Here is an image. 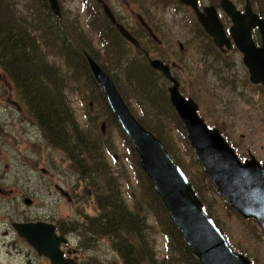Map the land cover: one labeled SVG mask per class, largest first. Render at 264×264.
<instances>
[{
	"label": "rangeland",
	"instance_id": "obj_1",
	"mask_svg": "<svg viewBox=\"0 0 264 264\" xmlns=\"http://www.w3.org/2000/svg\"><path fill=\"white\" fill-rule=\"evenodd\" d=\"M21 1L36 4V0H11L18 9ZM85 1L58 0L65 19L69 21L77 18L83 35L90 38L91 51L95 55L96 52L99 53L96 56L102 60L101 63L109 69L110 74H115L110 57L103 59L106 57V50L102 39H108L109 35H105L104 29L97 28V21L93 23L92 16L84 12L89 7V4L85 5ZM90 1L97 8L100 7L95 0ZM109 1L115 9L120 8L119 0ZM233 1L243 6L245 0ZM250 1L255 11L264 15V0ZM199 3L202 6L212 4L218 8L220 0H200ZM172 6V10L168 8L162 14L159 4L155 5L151 10L155 14L151 13L150 16L153 23L154 20L162 23L167 30L165 33L176 35V45L182 40L188 43L189 58L183 64L185 70L178 71L180 83L187 86L181 91L197 103L200 116L209 126L219 129L240 159L252 154L264 164V87L252 84L245 77L248 72L238 50L217 55L216 48L199 27L192 10L188 12L176 5ZM221 21L224 26L229 25L228 18L222 11ZM102 25L104 26L103 22ZM199 28L202 38L199 37ZM54 60H57L54 54L48 56V61ZM55 64L60 66L62 73V59L59 58ZM221 69L224 70L220 71ZM232 74L234 82L231 84L228 77ZM88 80L83 76L70 79L64 91L66 99L79 126L94 127L102 137V161L108 167L107 171L117 178L119 176L121 196L132 209L137 196L141 197L140 183L136 181L134 168L130 165V159L128 160L130 156L123 143L122 132L114 121L106 119L105 104L100 96L91 93ZM116 80L123 99L134 116L146 119L147 110L142 103V94L136 92L141 101L138 103L136 96L128 95L130 90L121 76H116ZM25 110L27 109L19 94L14 92L10 80L0 69V264H28L27 260L31 264H47L11 227V223L15 221L39 220L59 223L62 231L66 230L71 237V244L79 245L84 257L93 261L91 264H123L113 247L112 239L103 236L91 238L83 225L87 217L99 214L94 197V192L98 191L90 180L80 177L73 170L62 151L47 146L38 127L30 121ZM162 121L167 138L171 141L169 144L173 145L180 165L187 175L200 181L204 198L211 210L210 216L214 218L230 246L236 252L246 255L252 264H264V232L260 230V226L255 220L244 219L235 213L216 192L208 176L201 173V164L195 158L182 127L179 128L178 124L164 115ZM59 187L70 194V201L59 191ZM26 198L30 200L29 204L24 202ZM138 210L142 214V208ZM147 220L148 252L151 253L152 260H161L162 263L159 264H182L173 262L170 257L172 254L167 249L153 216L149 215Z\"/></svg>",
	"mask_w": 264,
	"mask_h": 264
},
{
	"label": "trees",
	"instance_id": "obj_2",
	"mask_svg": "<svg viewBox=\"0 0 264 264\" xmlns=\"http://www.w3.org/2000/svg\"><path fill=\"white\" fill-rule=\"evenodd\" d=\"M61 14L60 18L55 16L48 7L47 0H36L33 5L21 1L20 9L15 8L11 0H0V69L10 80L14 92L19 94L27 109L25 111L28 118L38 127L47 146L62 151L73 170L80 177L90 180L98 191L94 192V197L99 214L87 217L83 224L88 229V234L91 238L103 236L112 239L113 247L123 264H159L162 261H153L151 253L148 252L150 247L147 217L150 215L159 226L173 262L201 264L174 225L149 179L142 172L138 156L126 136L121 134L130 156L128 160L130 159V165L135 171V179L140 183L142 190L141 197L137 196L132 209L121 196L119 176L117 178L107 171L108 167L102 161V137L96 133L94 127L81 128L77 123L64 93L68 81L80 76L89 79L91 93L101 98V90L90 73L85 53L93 56L107 72L109 69L97 57L99 53L96 52V56L91 51L90 38L83 35L77 18L67 21L65 15ZM91 20L93 23L96 20L101 30L105 29V35L110 29H114L103 14L95 13ZM103 44L106 50V57L103 59L110 57L115 70V74L110 75L118 90L121 93L117 75L122 77L130 90L128 95L136 96L138 103L141 101L137 98V93L142 94L147 118L138 121L163 142L169 154L180 165L173 145L169 144L171 141L167 138L162 121L164 115L178 124L179 128L182 127L166 92H154L152 73L145 74L146 77L142 78L139 65L133 66L129 63L130 58L120 47H114L109 38L108 45L105 42ZM113 53L116 55L111 57ZM51 54L57 58L55 63L59 58L62 59V73L60 66L48 61ZM228 81L231 84L234 82L232 75H229ZM104 107L106 119L114 121L120 130L112 112L106 104ZM201 173L206 177L205 173ZM188 178L205 210L210 213L200 181L190 175ZM140 207L142 214L138 210Z\"/></svg>",
	"mask_w": 264,
	"mask_h": 264
},
{
	"label": "water",
	"instance_id": "obj_3",
	"mask_svg": "<svg viewBox=\"0 0 264 264\" xmlns=\"http://www.w3.org/2000/svg\"><path fill=\"white\" fill-rule=\"evenodd\" d=\"M99 2L101 0H98ZM190 6L196 18L213 43L219 48L233 44L242 54V61L249 73V81L264 86V18H259L247 0L244 12L236 10L230 0H221V7L229 17L231 26L226 35L213 6L199 9L197 0H179ZM52 12L60 17L57 0H48ZM108 19L128 40L135 42L117 22L109 7L103 3ZM257 28L261 45L256 46L251 30ZM91 73L105 94L109 107L121 129L132 143L139 156L140 167L151 181L156 194L161 198L174 225L201 264H251L247 256L232 250L222 231L207 215L200 199L178 164L171 158L163 143L144 128L130 112L118 93L110 76L100 65L87 56ZM150 66L160 70L173 84L169 87L170 102L178 114L184 132L200 161L203 171L210 176L217 192L244 218H254L264 229V168L253 155L243 163L232 147L215 128H209L198 115L197 104L186 99L178 91L177 81L170 75L168 65L151 59ZM62 191V188H59ZM62 193L69 200L67 193ZM29 199L24 202L29 204ZM18 236L50 264H74L63 258L60 244L66 242L58 235L53 223L46 221L13 222Z\"/></svg>",
	"mask_w": 264,
	"mask_h": 264
},
{
	"label": "flooded vegetation",
	"instance_id": "obj_4",
	"mask_svg": "<svg viewBox=\"0 0 264 264\" xmlns=\"http://www.w3.org/2000/svg\"><path fill=\"white\" fill-rule=\"evenodd\" d=\"M231 1L233 2V4L236 6L237 9L241 11L243 10L242 5L235 3L233 0ZM95 2L98 6H100L99 9H96V11L99 10V13L103 14L104 16L106 15L103 11L102 6L103 3H105L111 10L115 22L119 23L128 32L130 37H132L135 40V42L128 40L124 35H122L119 32L115 24H113L115 26L114 29L112 30L110 29L109 31V39L112 45L114 47H120L122 52L125 55H127L128 58H130L129 63H132L133 66L139 65V69H141L142 71V73H140V76L142 78L146 77L145 74L152 73L151 76L153 77V83H154L153 89L155 90L154 92H157L159 90H161V92L162 91L166 92L167 98L169 100L168 89L172 84V82L168 78H166L160 70L154 69L150 66L151 59L160 60L164 65H168L170 75L178 83V91L182 95L188 96L185 95L184 92H182L183 90H185V87L187 86L184 85L183 83H180L178 77V71L183 72L185 70L184 65L187 63V59L189 58L188 43L185 40H182V42H177L176 45V41L178 39L175 37L176 35L165 33L167 30L164 29L162 23L160 21H158L157 23L155 20L153 23L150 15L151 13L153 15L155 14V12H151V10L152 8H154L155 5L158 6V4H159V9L162 10L161 12L162 14L164 12H167L166 10H168V8H171L172 10L174 8V6L172 5H176L181 9L182 8L186 9L188 12L191 10V8L189 6L181 4L178 0H119L120 3L119 9H115L109 0H101L100 2L98 0H95ZM90 4L92 6L91 1ZM219 8H220V3L217 9L221 13V9ZM257 14L260 16L259 13ZM254 34H256V31H254ZM254 39L257 43L258 39L256 37H254ZM257 44L259 45L260 43ZM227 51L228 50L224 51L222 48H216L217 55H220L221 53H226ZM112 55L114 56L116 55V53H113ZM215 58L217 60L218 57L216 56ZM222 64L226 65V63H222ZM223 70L224 69H221L220 71ZM232 77L234 79L233 74ZM245 77L248 76L246 75ZM100 95L102 101L105 102L106 99L104 94L103 95L100 94ZM90 193L91 192H89V194ZM12 223H11V227H12ZM53 224L55 226L57 233L62 234L68 238V239L66 238L68 242L61 246L63 250V256L67 259H73L75 262L74 264H91V262L93 261L89 258L84 257V255L82 254L83 251L82 248L77 244H71L72 240L70 239L71 237H69L67 231L65 230L66 233L63 232L62 226L59 225V223L54 222ZM26 254L29 253L27 252ZM37 256L40 257V259H44L47 262V264H50L45 257L39 255ZM27 261L28 264H31L29 260ZM36 264H41V263H36Z\"/></svg>",
	"mask_w": 264,
	"mask_h": 264
},
{
	"label": "bare ground",
	"instance_id": "obj_5",
	"mask_svg": "<svg viewBox=\"0 0 264 264\" xmlns=\"http://www.w3.org/2000/svg\"><path fill=\"white\" fill-rule=\"evenodd\" d=\"M127 61V60H126ZM110 228V227H109Z\"/></svg>",
	"mask_w": 264,
	"mask_h": 264
}]
</instances>
